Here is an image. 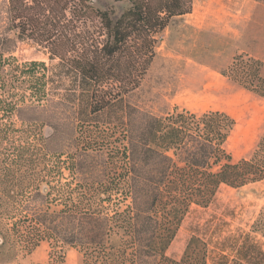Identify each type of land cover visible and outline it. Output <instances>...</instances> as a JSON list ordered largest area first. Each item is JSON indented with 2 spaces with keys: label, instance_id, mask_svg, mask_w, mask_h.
Wrapping results in <instances>:
<instances>
[{
  "label": "trees",
  "instance_id": "trees-1",
  "mask_svg": "<svg viewBox=\"0 0 264 264\" xmlns=\"http://www.w3.org/2000/svg\"><path fill=\"white\" fill-rule=\"evenodd\" d=\"M128 1L113 16L90 0H0V264L41 241L47 264H63L67 248L82 264H207L204 228L179 259L167 254L183 217L211 205L222 185L264 184V127L252 152L233 160L226 112L153 115L124 101L154 57L156 34L192 4ZM18 41L56 62H19ZM219 72L264 99L259 59L235 54ZM263 226L264 212L251 231ZM227 247L231 258L212 264L264 263L249 233Z\"/></svg>",
  "mask_w": 264,
  "mask_h": 264
},
{
  "label": "rangeland",
  "instance_id": "rangeland-1",
  "mask_svg": "<svg viewBox=\"0 0 264 264\" xmlns=\"http://www.w3.org/2000/svg\"><path fill=\"white\" fill-rule=\"evenodd\" d=\"M90 1L100 9H109L113 16L129 6L128 0ZM154 52L138 87L125 94L124 101L153 115H163L174 108L198 113L224 111L234 120L226 150L233 160L248 156L264 127V99L219 71L235 54L246 53L261 61L264 75V4L256 0H192L190 12L172 17L156 34ZM11 54L19 62H56L42 47L29 41H18ZM48 131L43 128L44 134ZM263 212L264 184L241 188L222 185L211 205L190 208L167 254L179 259L190 233L198 228L205 229L210 242L207 264L216 261L221 253L231 258V249H222L228 237L235 240L249 233L264 248V226L251 231ZM49 251V244L41 241L15 264H47ZM63 264H82L79 250L67 248Z\"/></svg>",
  "mask_w": 264,
  "mask_h": 264
}]
</instances>
